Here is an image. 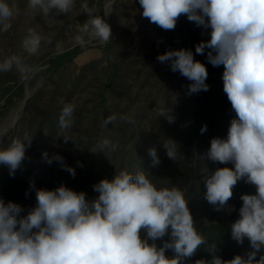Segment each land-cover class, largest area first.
<instances>
[{
	"label": "clouds",
	"instance_id": "9594fccd",
	"mask_svg": "<svg viewBox=\"0 0 264 264\" xmlns=\"http://www.w3.org/2000/svg\"><path fill=\"white\" fill-rule=\"evenodd\" d=\"M139 5L142 17L165 31L174 30L181 16L199 28L211 29L210 39L196 44L195 53L203 55L207 49L208 62L224 67L223 91L235 118L226 138H212L202 159L232 167L216 168L206 178L205 199L216 211L230 214L236 211L229 201L238 182L256 187L255 194L240 196L239 218L230 225L234 241L242 245L248 239L252 250L247 258L235 255L222 259L213 245L211 260L198 259L195 264H264V0H139ZM79 6L88 19L77 26L75 44L84 47L92 40L101 45L110 42L111 27L104 17L110 14L112 0H105L103 17L88 0H80ZM76 7L77 0H27L31 13L46 18L69 15ZM19 14L16 0H0V33L9 31ZM45 43H51L50 37L30 28L22 48L34 56ZM157 60L190 81L188 95L209 90L206 66L190 49H170ZM14 68L22 84L30 83L43 70L19 55L0 59V73ZM75 111L74 103L63 106L58 120L61 130L75 124ZM157 115L169 123L175 119L163 107L157 109ZM120 119L135 123L132 116ZM116 120L112 115L103 124ZM206 131L205 125L201 133ZM8 132V128H0V143ZM62 137L65 143L71 140L67 135ZM31 143L32 137L25 133L0 147V165L8 168L10 176L21 168ZM117 147L103 138L91 151H115ZM164 147L167 157L177 160L178 144L167 140ZM43 155L48 164L56 161L75 176V169L59 154ZM149 155L152 166H158L156 149H149ZM93 190L99 195L88 201L84 192L64 185L37 189L36 204L26 215H21L20 205L0 198V264H184L206 242L195 226L185 188L158 187L145 171L133 174L120 170L114 179H102ZM165 236L169 239L158 246L156 241ZM169 250L174 253L172 258L166 256Z\"/></svg>",
	"mask_w": 264,
	"mask_h": 264
},
{
	"label": "rangeland",
	"instance_id": "374dc122",
	"mask_svg": "<svg viewBox=\"0 0 264 264\" xmlns=\"http://www.w3.org/2000/svg\"><path fill=\"white\" fill-rule=\"evenodd\" d=\"M16 3L20 14L9 31L0 33V59L19 55L26 63L43 70L28 84L20 82L15 68L0 73V128L9 129L0 147H6L13 138H23L25 133L32 137L26 158L14 176L9 175L6 166L0 165V198L5 203L20 205L21 215H26L36 204L37 189L53 190L64 185L84 192L86 199L92 201L99 195L93 186L102 179L111 181L120 170L133 174L145 171L158 187L175 185L187 190L188 207L206 242L184 264H195L198 259L210 261L213 245L222 259H232L235 255L247 258L246 254L252 250L248 239L242 245L234 241L230 225L239 218L240 196L255 194L256 187L238 182L229 201L236 211L230 214L226 210L216 211L205 199L206 178L216 168L232 165L213 163L202 157L212 138H226L230 121L235 118L223 91V65L209 63L207 49L203 55L195 53L196 44L210 39L211 29L199 28L181 16L174 30L165 31L142 17L139 0H112L110 14L104 17L111 27L110 42L101 45L89 41L72 61L47 70L51 57L79 46L74 40L77 26L88 16L81 13L80 0L71 14H53V18L31 13L27 0ZM88 3L104 16L105 0H88ZM30 28L51 39L34 56H28L22 48ZM182 48L190 49L194 58L206 66L208 91L188 95L190 81L178 71H171L169 64L157 60L167 50ZM21 87L20 92H13ZM66 103L76 105L75 124L61 130L58 120ZM161 107L171 111L173 123L158 117L157 109ZM112 115L117 117L115 123L104 126V120ZM121 116H132L135 123L121 120ZM205 125L207 131L202 134ZM62 135L72 141L65 143ZM103 138L117 144V149L91 151ZM167 140L178 144L175 161L166 155ZM151 148L156 149L160 159L156 167L152 166L149 155ZM44 153L48 157L62 156L64 163L75 169V176L56 161L48 164ZM167 239L165 236L156 244L162 246ZM166 256L172 258L174 253L169 250Z\"/></svg>",
	"mask_w": 264,
	"mask_h": 264
},
{
	"label": "trees",
	"instance_id": "16d2710c",
	"mask_svg": "<svg viewBox=\"0 0 264 264\" xmlns=\"http://www.w3.org/2000/svg\"><path fill=\"white\" fill-rule=\"evenodd\" d=\"M83 51L84 48H81V46H75L60 53H57L54 57H51L49 59V66L47 70H50L52 68L56 69L64 65L66 62L72 61L79 53ZM22 88L23 87L18 88L16 91L13 92L14 93L20 92ZM9 102H11V100Z\"/></svg>",
	"mask_w": 264,
	"mask_h": 264
}]
</instances>
